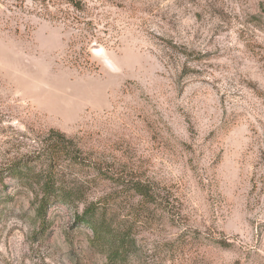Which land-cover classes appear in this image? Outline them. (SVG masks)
Listing matches in <instances>:
<instances>
[{
    "label": "rangeland",
    "instance_id": "rangeland-1",
    "mask_svg": "<svg viewBox=\"0 0 264 264\" xmlns=\"http://www.w3.org/2000/svg\"><path fill=\"white\" fill-rule=\"evenodd\" d=\"M20 161L76 197L42 229L41 187L7 179L0 264H264V0H0V169Z\"/></svg>",
    "mask_w": 264,
    "mask_h": 264
},
{
    "label": "trees",
    "instance_id": "trees-1",
    "mask_svg": "<svg viewBox=\"0 0 264 264\" xmlns=\"http://www.w3.org/2000/svg\"><path fill=\"white\" fill-rule=\"evenodd\" d=\"M66 140L67 138L64 135H61V142L57 143V148L54 149L57 155L64 150L66 152L65 155H68L69 150L66 151V147L61 148L60 146ZM79 157V155H72L70 159L75 165H79ZM37 169L38 168L34 166L32 162L25 161L16 162L6 169H0V199L1 192L7 179L13 181L14 183H17V186L20 189H28L30 191H34L36 187H41L42 197L38 203L37 216L42 221V229H45L47 224L46 213L48 211V208L54 204L73 201L76 197V192L68 188L67 185H65V187H62L60 184V180L54 172L45 175L39 173ZM135 191L141 198H143L144 201L150 203L155 202V192H153V189L149 184L144 182H137L135 184ZM97 210L98 209L96 207H92L91 209L86 210L85 214L82 217L78 218V221L80 224L90 227L94 234L95 245L105 246L106 239L109 238L108 230L110 226L107 225L108 227H106V224H102L101 222H99ZM111 234L112 232L110 233V235ZM114 245L116 244L114 243ZM119 254L120 247H118L114 255ZM115 260V256H112L110 262L114 263Z\"/></svg>",
    "mask_w": 264,
    "mask_h": 264
},
{
    "label": "water",
    "instance_id": "water-1",
    "mask_svg": "<svg viewBox=\"0 0 264 264\" xmlns=\"http://www.w3.org/2000/svg\"><path fill=\"white\" fill-rule=\"evenodd\" d=\"M93 50H99V49H98V46L94 47Z\"/></svg>",
    "mask_w": 264,
    "mask_h": 264
}]
</instances>
